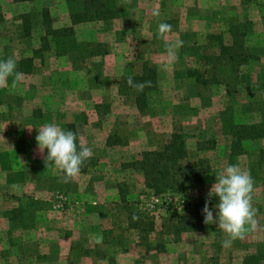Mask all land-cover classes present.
<instances>
[{"label": "rangeland", "instance_id": "rangeland-1", "mask_svg": "<svg viewBox=\"0 0 264 264\" xmlns=\"http://www.w3.org/2000/svg\"><path fill=\"white\" fill-rule=\"evenodd\" d=\"M85 1L0 0V60L13 57L24 73L15 89L12 77L0 87V264H264V140L230 153L233 126L264 123V25L247 43L262 60L240 71L219 46L231 44L227 27H245L244 7L256 0H114L115 18L72 27ZM160 22L172 26L170 41H183L174 60ZM144 66L155 85L138 109L127 78L139 83ZM46 123L72 126L92 150L85 173L64 182L47 167L35 139ZM174 133L186 136L188 162L208 169L196 187L155 194L127 165ZM231 164L254 181L257 228L224 248L226 234L204 223L202 209ZM216 204L213 196L214 217ZM186 221L192 231H182Z\"/></svg>", "mask_w": 264, "mask_h": 264}, {"label": "clouds", "instance_id": "clouds-1", "mask_svg": "<svg viewBox=\"0 0 264 264\" xmlns=\"http://www.w3.org/2000/svg\"><path fill=\"white\" fill-rule=\"evenodd\" d=\"M154 15L159 16V12H155ZM157 27L158 35L164 42L167 57L174 60L177 50L183 46V41L169 40V33L172 31L170 24L160 22ZM9 77L13 78L11 83L13 89L24 79V73L17 71V62L11 56L6 60H0V87L7 86ZM127 84L141 92L145 87L152 86L151 81L136 83L131 76L127 78ZM37 130L38 135L35 139L38 152L43 155L47 149V155L44 158L47 167L49 164H54L63 172L64 182L75 179L84 162L91 158L92 150L83 142L79 144L78 150L77 134L71 130H63L54 123H46ZM253 192L252 177L236 164L226 166L216 175V182L207 194L202 214L205 224H218V228L226 234L227 238L221 242L222 247L228 248L233 241L242 240L248 232L256 230L258 210L253 207ZM213 196L219 198V202L215 205V217L214 211L209 207ZM148 207H151V204ZM133 219L138 217L134 216Z\"/></svg>", "mask_w": 264, "mask_h": 264}, {"label": "trees", "instance_id": "trees-1", "mask_svg": "<svg viewBox=\"0 0 264 264\" xmlns=\"http://www.w3.org/2000/svg\"><path fill=\"white\" fill-rule=\"evenodd\" d=\"M116 15L117 10L114 0H89L84 2L82 12L74 13L70 16V21L73 27L77 24L91 22L100 18L104 20L113 19ZM42 17L47 19V11H43ZM72 27L68 28L63 36L71 35L73 32ZM47 31L49 32V28H47ZM229 32L232 36L231 44L226 46L220 43L219 46L221 54L227 58L232 70L240 71L241 66H248L251 61L258 62V58L250 53L245 45V35L240 31L238 25H230ZM53 34L60 36L61 32L53 30ZM143 71V75L136 80L139 83L151 81L152 86L145 87L142 92L139 91L138 101H142V104H139L140 101L138 102V109H142L145 104L147 90L155 85V71L147 66H144ZM192 71L193 73H188L187 75L194 78L197 83L201 82V76L194 74V70ZM68 128L71 130L72 126ZM232 137L234 139V147H231V155L239 149L235 145L238 146L243 140L255 141L264 139V123L233 126ZM115 138V136L108 137L107 145L111 146ZM77 147L79 150L78 141ZM92 165L91 158L86 160L81 166L80 173H85L88 167ZM127 167H131L136 172L141 173L145 187L154 191L155 194H163L167 191L180 192L181 190L184 191L196 187L201 184L202 175L208 169L207 163L205 164L202 160L198 164L188 162L186 136L181 133L172 134L170 140L160 150L141 153L139 159L129 163ZM215 199L216 203H218L219 198L215 196ZM187 224V221L183 223V227L181 226L182 231H192L195 228L194 226H187ZM201 229L202 226H199L196 231H201Z\"/></svg>", "mask_w": 264, "mask_h": 264}, {"label": "crops", "instance_id": "crops-1", "mask_svg": "<svg viewBox=\"0 0 264 264\" xmlns=\"http://www.w3.org/2000/svg\"><path fill=\"white\" fill-rule=\"evenodd\" d=\"M151 3H153V0H152ZM165 3L166 2L164 0H162L161 2H159V4H161V5L162 4L164 5ZM168 3H170V2H168ZM179 3H180L179 8H182L184 6L183 1L182 0H179ZM181 4L183 6H181ZM153 5H154V3H153ZM167 5L169 6V4H167ZM244 9H245V13L243 14V16H244V18H246V20L244 21L245 22V27L244 26H241V25H239L238 27H239L240 31L242 33H244V35H245V37H244V39H245V45L248 47V45H247L248 42L250 44V41H252V40L254 41V40H256L257 36H260V34L256 36V34L251 33V30L253 28H255V29H257L259 31L260 28H262L263 25H264V22H263L264 21V0L248 1L247 5H245ZM218 14L219 15H223L220 12H218ZM227 15L228 14H225V16H227ZM238 17H240V16L238 15ZM201 24H203V21H201ZM250 28H252V29H250ZM224 32L226 34H228L229 37H230V40H232V36H231V34L229 32V27H227L226 31H224ZM208 33H209V31L207 33H204L202 35V36H204L203 38H199L200 41L198 42V45H201L202 43L203 44L205 43L206 37L208 35H210ZM260 37H262V36H260ZM194 43H196V42H194ZM226 46H229V44L226 45ZM249 46L250 47H248V49H249L250 53H252L253 55H255L258 58V62L261 61L262 60V56H260L256 52H254L251 49V47H252L251 45H249ZM262 140H264V139H262Z\"/></svg>", "mask_w": 264, "mask_h": 264}]
</instances>
